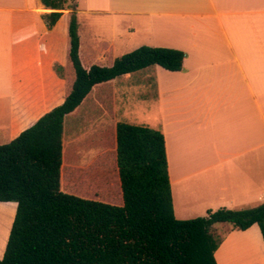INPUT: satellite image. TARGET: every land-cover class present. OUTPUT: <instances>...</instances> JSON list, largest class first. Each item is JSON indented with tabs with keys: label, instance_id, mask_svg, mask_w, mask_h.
Masks as SVG:
<instances>
[{
	"label": "crops",
	"instance_id": "0c3cea01",
	"mask_svg": "<svg viewBox=\"0 0 264 264\" xmlns=\"http://www.w3.org/2000/svg\"><path fill=\"white\" fill-rule=\"evenodd\" d=\"M56 10L61 17L49 28L44 15ZM73 12L85 67L110 66L144 45L187 57L182 71L151 65L94 86L65 118V155L77 152L67 167L89 168L104 154L114 165L117 124L125 122L164 132L177 218L264 201V0H69L64 9L0 0V145L65 101L76 77ZM16 211L17 202L0 201V258ZM212 230L221 239L218 264H264L257 223Z\"/></svg>",
	"mask_w": 264,
	"mask_h": 264
},
{
	"label": "trees",
	"instance_id": "16d2710c",
	"mask_svg": "<svg viewBox=\"0 0 264 264\" xmlns=\"http://www.w3.org/2000/svg\"><path fill=\"white\" fill-rule=\"evenodd\" d=\"M42 1L51 9H64L69 2ZM61 14L44 15L49 28ZM69 36L76 77L65 101L0 145V201L17 202L0 264H218L221 239L212 227L220 222L240 230L257 223L264 239V201L241 209H209L190 219L176 217L166 137L160 129L119 122L114 165L106 154L89 168L64 164L71 157L64 152L65 118L94 86L151 65L182 71L187 57L178 48L144 45L110 66L85 67L75 12ZM56 69L62 73L61 66ZM95 139L91 144H101ZM110 196L119 202L109 201Z\"/></svg>",
	"mask_w": 264,
	"mask_h": 264
},
{
	"label": "rangeland",
	"instance_id": "374dc122",
	"mask_svg": "<svg viewBox=\"0 0 264 264\" xmlns=\"http://www.w3.org/2000/svg\"><path fill=\"white\" fill-rule=\"evenodd\" d=\"M81 145V144H80ZM81 150H83V152H85V148H82ZM76 150L73 149L72 152H71V157H75L77 154H76ZM87 157V156H86ZM82 158L80 160L81 163H85V161L87 160V158ZM5 236H6V229H4L2 232H0V247H2V243L4 242L5 240Z\"/></svg>",
	"mask_w": 264,
	"mask_h": 264
},
{
	"label": "built area",
	"instance_id": "2783aa9c",
	"mask_svg": "<svg viewBox=\"0 0 264 264\" xmlns=\"http://www.w3.org/2000/svg\"><path fill=\"white\" fill-rule=\"evenodd\" d=\"M263 197H264V193H263Z\"/></svg>",
	"mask_w": 264,
	"mask_h": 264
}]
</instances>
